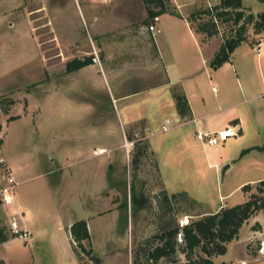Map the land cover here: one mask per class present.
<instances>
[{
  "label": "rangeland",
  "instance_id": "1",
  "mask_svg": "<svg viewBox=\"0 0 264 264\" xmlns=\"http://www.w3.org/2000/svg\"><path fill=\"white\" fill-rule=\"evenodd\" d=\"M108 1L18 0L14 17L32 27L49 70L45 74V85H42V60L33 48V41L17 33L24 32L26 24L20 23L14 29L4 22L0 24L3 30L0 32V72L4 74L16 70L10 75L7 73L8 82L0 80V86L12 89V94L1 96L7 97V100L0 107V115H5L4 109L9 105V99L18 100L31 93V109H27L28 102L22 100L20 106L15 102L11 106L15 108L14 112H10L13 116H25L30 112L29 117L14 122L0 135V147L3 143L4 154L14 170L13 176L20 182L14 196L19 210L23 212L21 217L11 211L12 206H1L0 229L6 228L8 235L18 232L19 236L18 240L12 238L8 244H0V264H79L72 242L64 230L65 225L76 219L73 211H70L71 207L76 214L85 213L78 207L76 197L91 199L93 195V217L88 220L91 241H85L84 245L87 249H94L101 264H135L136 260L140 264H147L146 251L157 243L156 235L163 230L177 226L181 228L190 221L200 219L202 213H214L221 205L231 207L243 204L252 194H258L259 183L252 185L247 193L239 186L248 179L264 177V110L259 109L257 119L249 121L241 140L238 138L240 135L230 138L227 145L203 144L197 139L199 129L186 124L177 127L183 121L174 122V115L170 116L173 123L168 131L163 130L160 122L150 123L151 130H146L144 120L127 129L126 136L122 132L120 146L112 144L113 138H117V127L113 124L117 121L123 128L119 119L124 117L127 102L137 103L140 97L146 103L141 108L145 109V115L148 118L153 115L157 117L161 101L172 97L175 88L183 91V84L172 82L171 77L164 79L163 75L158 80L149 81L136 79L137 75L133 74L129 83L124 85V92H143L124 103L118 100L120 93L116 84L106 78L101 67L104 70L110 67L120 69L119 72L115 71L114 76L122 80L127 78L124 69L131 64L143 72H149L148 61L151 62L158 51L153 34L147 38L151 49L146 46L147 40L135 38L136 41L131 43L136 47L134 50L130 48L129 40L119 42L113 48L94 50L88 33L93 20H89L82 7L93 8V2ZM178 3L180 13L196 15L195 26L201 20H210V16H201L200 12L212 9L213 21L219 31L216 36L220 37L222 43L234 36L241 24L246 26L245 37L250 45L257 47L259 43H264V30L257 33L255 26L258 15L264 12V4H261L264 0H247L250 7H243L244 18L239 25L235 23L234 16H218L220 9L216 8L220 7L221 2L177 0ZM145 22L141 24L148 31L151 25L157 28V23ZM141 24L134 25L131 30L136 32ZM90 56L98 59V63H94L96 73L90 70L91 76L83 77L85 73L82 72H66L67 62ZM197 57L201 64L206 52L197 54ZM211 62L207 66L214 72L216 69L211 67ZM210 80L206 93L208 97H214L219 87L215 77H210ZM9 81L12 82L10 86ZM158 81L166 84L168 89L164 86V89L154 90L153 87L160 83ZM47 90L50 95L46 94ZM156 91L164 93L153 98ZM159 114L164 116L167 113L162 114L161 111ZM98 124L101 126L98 127ZM90 126L93 128H86ZM183 138L188 139L186 143ZM78 143H88L93 148L112 147L113 152L107 157L100 155L102 153L97 148L94 150L93 177L82 174L86 163L91 161L80 162L79 156L71 153ZM144 143L148 145L147 154L139 157L138 149L141 150L140 146ZM79 155L82 157V154ZM134 158H138L136 164L133 163ZM214 163H217L216 167L211 166ZM60 165L63 174H60ZM70 172L74 176H70ZM0 177L1 191L8 179L2 168ZM132 184L136 192L148 199L147 208L139 210L134 216ZM167 191L172 194L185 192L192 202H185L182 196H178L173 210L164 213L159 208V202L168 194ZM88 203L92 204V201ZM25 218L31 227V231L26 229L30 236L28 241L21 238L26 231ZM178 238L176 259L185 261V247L180 235ZM201 255L202 252L198 250L197 256ZM83 258L85 264H95L84 255ZM213 260L215 264H240L243 261L247 264H264V213L251 218L242 227L239 238L228 245V252ZM158 264L173 263L163 258Z\"/></svg>",
  "mask_w": 264,
  "mask_h": 264
},
{
  "label": "crops",
  "instance_id": "2",
  "mask_svg": "<svg viewBox=\"0 0 264 264\" xmlns=\"http://www.w3.org/2000/svg\"><path fill=\"white\" fill-rule=\"evenodd\" d=\"M212 1L219 3L221 2V0ZM253 1L256 2V0ZM176 2L177 0H171V3L172 5H174L175 10L179 14V16L164 14L156 19L157 32L154 34L153 38L156 43L158 53L155 52L154 58H152L153 60H151V62L148 61L150 65L149 72H143V70H140L137 66L131 64L124 69V71L126 70L124 74H126L125 77L127 78H123L124 80L120 79V81L118 78L116 79V76H114L115 71L119 72L120 69L110 67L104 70L101 66L100 67L105 72L106 78L116 84V88L120 93L118 100L120 99V101L123 103L127 102L129 99L137 97V95H140L141 92H143H124L125 88L123 87L132 79V77H130L131 75L136 74L137 77L133 76L136 77V79H148L149 81L150 79L158 80L161 75L164 76V79L171 77L169 79L172 80V82L183 84V92L185 93L189 101L193 115L191 120L183 121L182 124L177 125V127L184 124L195 125L199 129L198 132H218L229 127H235L240 133V136L238 138L239 140H241L245 135L244 130L245 127L248 126L249 121H255L257 119L259 109H261L262 111L264 110V45L263 51L261 52V54H258L255 46L250 45L248 40L243 41L233 52L230 62L225 63L220 68L212 72L211 68H209L208 66L209 63L213 61L216 53L222 45V40L217 36L208 38L205 35L203 36V34L197 33L195 31V26H191V24L187 20L189 15H183L182 13H180L177 8L178 6H180V4L178 3L179 5H177ZM246 2L247 0H243V7H250V5H247ZM17 6L18 0H0V24L1 22H4V24H8V26H10V29L16 28V26H19L20 23L26 24L24 32L20 33L17 31V33L21 34L24 37L30 38L33 41V48L42 60V70L44 74L42 85H45V81L47 79L45 74L49 71L48 67L47 65H45L44 58L39 48L40 46L33 35L32 27L25 21H17V19H15ZM82 8L85 15L89 17V20H93L92 25L89 27L90 31L88 33L90 40L93 42L94 50H96L97 48H113L117 43H124V41L128 40L130 41V48L134 50L136 47L131 43H133V41H136L134 40L135 38H144L143 40H147V42H145L146 46L148 47V49H151V44L148 42V39L152 35V33L148 31L147 27H144L145 25L141 24L148 18L147 8L143 0H109L106 3L93 2V8L86 6ZM13 20H15V22H13ZM136 24H141L142 26H140V28L136 32H134L131 30V28L133 29V27H135L134 25ZM1 28L2 26H0V32L3 31ZM138 46L139 45L137 44V47ZM202 52H206V57L202 58V63L200 64L197 54L201 55ZM254 53L256 54V56L254 55ZM114 63L116 64L117 62ZM24 64L25 63H23L22 65ZM90 70H93V73H96V64L85 67L76 72L85 73L83 74V77H90ZM201 70L203 71V73L201 72ZM15 71L16 70L14 69L9 71V73H13ZM76 72H73V74ZM7 73L5 72L3 74L2 72H0V80H2L3 82H8V79H6V77L10 74L8 73L7 75ZM210 77H215V81L218 83L219 87L218 94L214 97H208L206 93V86H208L211 81ZM199 78L201 79L198 80ZM11 81H9L8 83L9 86L10 83H12ZM158 82L160 83L153 87V89H164V86H166V84H163L162 81ZM1 86L0 96H7L9 94H12V89L8 90L6 87H3V85ZM166 89H168L167 86ZM121 90H123V92ZM45 92L47 95H50L49 90ZM163 93L164 92L156 91L153 98L162 96ZM29 96H31V93H26L25 95L21 96L20 99H16V104L20 106V102L22 100H25V102H28L29 104V107L27 109H31ZM150 100L151 99H149V102ZM143 101L144 100L139 97L137 103L127 102V105L125 106L126 108L124 109V117L122 118L121 116V119H119L123 128H121L119 122L117 121L113 124L115 128L117 127V138H113L114 141L112 144H117L120 146L122 144V132H124V136H126L125 133L127 129L143 123L144 120H146L144 121L146 124V130H151L149 129V125L152 122H155V124L160 122V124H162L161 127H163L168 120H173L174 118H176L174 122H176L177 120L181 121L177 113L173 96L167 97L161 101L159 109H161L160 112L162 111V114L164 112L167 113L164 116H160V112L158 110L157 117L153 115L148 118L145 115V109H141L146 105V103H144ZM14 109L15 108L12 107L10 108L9 113L0 115V135H3L6 129L14 122L20 121L23 118H26V116L28 118L30 115V112H26L27 114H25V116H20L21 114H16L15 116H13L12 114H10V112H14ZM11 116H18L19 118L15 121L9 122V118ZM170 116H173V119H170ZM100 126L101 125L98 124V127ZM86 128L92 129L93 126ZM182 140L186 143L188 139L183 138ZM229 141L230 140L226 141L225 145H227ZM2 147L3 143L0 147V157L4 160V165L12 171V174H14L13 167L8 162ZM96 148L97 147L93 148V145H89L88 143H78L71 150V153L77 154L79 156L78 158L80 162L87 161L88 159L91 161L86 163V167L82 170L83 176H85V173H87V175H92L93 177V153ZM97 149L100 150V153H102L100 155H106V157L109 153L113 152L112 147L111 149H108L107 147L103 146ZM105 150H107V152H104ZM79 154H82V157H80ZM216 165L217 163H214L211 166L216 167ZM59 168L61 169L60 174H63L62 166L60 165ZM69 175L74 176L72 172H70ZM0 181L2 182L1 177ZM261 181H264V177L251 178L241 183L239 188L240 190H242L245 185L252 186L256 183H260ZM168 194L173 195L169 192ZM229 195H227L226 197H228ZM76 199L79 202L78 207L85 211V213L82 212L80 213L81 215H79L74 213L76 210L73 207L70 208V211L72 210L73 212H71L74 216H76V219H74V221H72L69 225H65L64 229L70 241L71 235L69 232V228L73 225V223H75L76 221L85 220L88 223V228L90 231L88 220L89 218L93 217V195L91 199H89V197H76ZM89 201H92V204H89ZM223 207L228 206L221 205L218 207V209H216V211H214V213L218 212ZM91 209L92 212H90ZM11 211H13L15 215L20 214L21 217L23 216V212L19 210V206L16 202L15 196ZM209 214H212V212L202 213L201 217ZM24 225L25 230L31 229L26 218L24 220ZM9 242L10 241H7L5 243L8 244ZM13 264L30 263L16 262ZM79 264L81 263L79 262Z\"/></svg>",
  "mask_w": 264,
  "mask_h": 264
},
{
  "label": "trees",
  "instance_id": "3",
  "mask_svg": "<svg viewBox=\"0 0 264 264\" xmlns=\"http://www.w3.org/2000/svg\"><path fill=\"white\" fill-rule=\"evenodd\" d=\"M143 1L148 12V18L145 24L156 23V19L164 14L179 16L175 7L172 6L171 0ZM218 9H220V11H218V16H234L235 23L237 25H239L244 18L243 0H221V5L219 8H216V10ZM212 12L213 10L209 8L207 10H202L200 15L210 16V20H201L198 26H195L194 24L195 14H191L188 18V22L191 26H195V31L199 34H205L208 38L216 36L219 32L216 22L213 21L214 15ZM255 26L257 33L264 30V12L258 15V20ZM245 31L246 26L241 24L236 34L227 38L224 43H222L213 61L211 62V67L213 69H218L225 63L230 62L235 49L243 41L247 40L245 37ZM93 64L94 57L91 56L85 58H74L73 60L67 62L66 72L73 73ZM173 98L180 119L182 121L191 120L193 117L192 110L185 93L178 88H175L173 90ZM6 100L7 97L0 98V107L5 104L3 102ZM8 102L9 105L4 109L5 114L9 113L11 106H13L16 101L9 99ZM18 118L19 117L16 116L10 117L9 119L14 121ZM128 140L132 141L131 138H128ZM140 147L141 150L138 149L139 157L145 156L148 151V145L144 143ZM257 148L262 149L261 147ZM137 162L138 158H134L133 163L136 164ZM259 187L258 194H252L243 204L223 207L218 212L190 221L187 225H184L181 228L177 226L163 230L161 233L156 235L155 241H157V243L148 248L146 251V263L158 264L160 260L167 258L170 259L173 264H215L213 259L215 257L224 256L228 252V245L239 238L242 227L258 213H264V181L259 183ZM251 189V185H245L242 188V190L246 193L251 191ZM131 193L132 213L134 216V214L139 210L147 208L148 199L144 196V194L136 192L133 184L131 185ZM178 196H182L185 202H192V199H190L188 194L185 192L173 194L171 196L165 194L159 202V208H161V211L164 213L172 211L174 201L177 200ZM1 206L2 201L0 198V211ZM69 232L71 235L73 250L78 261L81 264H85V258H83L84 255L88 257L90 262L101 264V259L95 255L94 249L91 247L87 249L84 245L85 241H91L87 221H76L69 228ZM179 235L181 236V241L185 247L183 251L186 255L185 261L176 259L178 250L177 239H179ZM18 236V233L8 235L7 229L2 228L0 229V244L9 241L12 238H18ZM198 250L202 252L201 256H197ZM135 264L140 263L136 260Z\"/></svg>",
  "mask_w": 264,
  "mask_h": 264
},
{
  "label": "built area",
  "instance_id": "4",
  "mask_svg": "<svg viewBox=\"0 0 264 264\" xmlns=\"http://www.w3.org/2000/svg\"><path fill=\"white\" fill-rule=\"evenodd\" d=\"M149 31L154 35L157 32V28L155 25H151L149 27ZM263 45L262 43H259L256 47L257 53L261 54L263 51ZM94 63H98V59L94 58ZM180 120H177L176 123H179ZM173 120L166 121V124L163 126L164 131H168L170 129V126L172 125ZM240 135L239 131L235 127H229L222 131L218 132H198L197 133V139L201 141L203 144H207L209 146H216L221 143H225L230 138H235ZM4 160L0 157V168L3 169L5 174L7 175V185L3 186L1 188V200L2 205L4 207L12 206L14 204V190L19 185V182L16 180V178L13 176L11 170L7 166L4 165ZM18 233V232H16ZM21 238H23L25 241H28L30 239L29 234L27 231H24L21 234ZM240 264H247L246 261L241 262Z\"/></svg>",
  "mask_w": 264,
  "mask_h": 264
},
{
  "label": "water",
  "instance_id": "5",
  "mask_svg": "<svg viewBox=\"0 0 264 264\" xmlns=\"http://www.w3.org/2000/svg\"><path fill=\"white\" fill-rule=\"evenodd\" d=\"M227 168L224 169V171L226 170Z\"/></svg>",
  "mask_w": 264,
  "mask_h": 264
},
{
  "label": "bare ground",
  "instance_id": "6",
  "mask_svg": "<svg viewBox=\"0 0 264 264\" xmlns=\"http://www.w3.org/2000/svg\"><path fill=\"white\" fill-rule=\"evenodd\" d=\"M189 222V221H188ZM186 223V222H185Z\"/></svg>",
  "mask_w": 264,
  "mask_h": 264
}]
</instances>
